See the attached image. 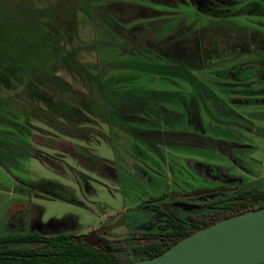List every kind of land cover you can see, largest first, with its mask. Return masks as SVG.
<instances>
[{"label":"trees","instance_id":"16d2710c","mask_svg":"<svg viewBox=\"0 0 264 264\" xmlns=\"http://www.w3.org/2000/svg\"><path fill=\"white\" fill-rule=\"evenodd\" d=\"M73 1L77 8L83 9L100 35V38L94 36L92 43L82 42L78 30L49 31L34 16V22L29 20L33 23L31 31L0 32V165L13 174L24 160L35 158L73 179L78 190L89 193L93 181L90 174L97 173L101 165L107 170L112 163L94 152L107 135L102 126H106L111 136L114 129L123 131L159 154L158 146L150 141L176 140L174 134L159 127L177 124L183 117L162 103H181L192 124L199 127L201 121L195 101L203 99L201 93L212 91L203 82L196 81L191 72L196 68L185 54L192 50L191 53H197L195 57L201 52L200 57L204 56L207 51L202 38H197L195 44L190 30L177 28L162 39H150V45L141 43L146 40L142 23L150 25L168 19L170 22L175 13L138 2ZM148 1L175 7L180 0ZM115 5L126 9L130 16L124 18ZM24 16L29 18L27 13ZM180 36H183L181 40L173 43ZM190 45L193 49L187 48ZM109 47L116 53L115 58L103 61L100 51ZM87 52L95 54V63L84 62L82 54ZM231 71L236 74L232 75ZM141 72L163 79L183 78L192 83V93L197 97L183 98L179 92L145 88L138 83ZM217 75L223 81L222 92L240 94L230 98L231 104L264 105V79L250 81L254 74L240 68H226ZM255 85L262 87L261 91L252 90ZM209 99L218 106L219 100ZM68 156L76 161L77 167L66 161ZM22 184L20 192L29 197L81 204L72 187L56 180L39 178ZM255 197L249 203L241 201L238 206H224L223 216L217 220L264 206V194ZM190 221L188 227L177 223L169 228L173 233L171 242L161 243L148 237L143 245L133 246L131 257L126 258L85 245L66 226L47 233L19 228L20 232L0 236V245L4 247L0 248V264H125L153 257L183 236L211 224L201 222V226L198 221ZM35 243L36 246L30 245Z\"/></svg>","mask_w":264,"mask_h":264},{"label":"rangeland","instance_id":"374dc122","mask_svg":"<svg viewBox=\"0 0 264 264\" xmlns=\"http://www.w3.org/2000/svg\"><path fill=\"white\" fill-rule=\"evenodd\" d=\"M75 1L80 2V0ZM107 1L93 0L98 4ZM120 1L138 2L154 9L175 13L171 15L174 20L170 22L168 19L160 23L152 22L153 24L150 25L142 23V32L146 38L145 41H141L142 44L150 45V39L151 41L162 39L171 32H175L177 28L190 30L195 44L197 38L198 40L202 38L207 51L204 56L200 57V53L195 57L197 53H191L192 50L185 53L191 59V65L196 68L191 72L196 77V81L205 82L212 93L225 102V108L231 111L223 113L220 107L217 110L212 101L206 98L197 99L195 107L202 124V133L212 138L213 144L206 145L199 140L192 144L188 143L187 147L182 146L183 144L170 145L173 148L158 144L159 154L148 150L147 146L123 131L114 129V135L111 136L106 126H102V131L107 135L96 146L94 152L112 163H109V169L106 170L101 165L100 169L97 167V173L90 174L93 181H91L92 191L89 193L78 190L73 179L44 166L35 158L24 160L22 166L13 171V174L0 165V236L20 232L19 228L47 233L66 226L73 234L78 235L76 237L81 242L83 235L95 232L97 243L96 230L102 227L106 229L102 236L107 239V248L114 249L115 254L126 258L131 257L129 253L133 246L143 245L148 239L141 235L136 223L141 221L140 206L146 200L164 192L162 183H165L166 188L185 190L204 185L206 181L209 182L207 176L199 172V163L206 164L209 168L219 167L221 168L218 170L219 173L234 177L254 192L264 193V105L235 106L230 103L232 95L223 93L220 85L216 83L220 81L217 75L219 71L230 67L232 63L248 58L238 59L235 53H224L226 51L224 46L229 47L226 42L227 37L228 39L234 37L245 39L250 29L252 33H255L257 40H260L259 34L264 33V15H260L264 13V0H258L259 4L256 5L242 6L244 12H248L245 16H237L225 21L210 19L199 14L188 2L171 8L151 4L148 0ZM74 6L76 7V3L73 0H0V32L12 34L31 31L33 23L29 20L33 21L35 17L49 31L73 33L78 30L85 44L92 43L94 36L100 38L90 18L82 12L83 9ZM115 8L122 12L124 18L130 16L121 6L115 5ZM25 13L29 18L24 16ZM187 32L189 31L185 33ZM183 36L176 38L173 43L177 44ZM254 43H256L254 45L256 49L264 48L261 46L264 41ZM187 48L193 49L192 45ZM111 49L112 47H109L100 51L103 61H111L115 58L116 53ZM82 58L84 62L97 61L92 52L83 53ZM138 76V83L145 88L179 92L183 95L193 91L192 83L180 77L163 79L144 72L139 73ZM239 78L242 77L239 76ZM254 88L252 90L261 91L262 87L255 85ZM162 106L177 113L182 112L183 117L177 124L168 126L161 124L159 127L161 130L190 131V127L186 126L185 110L181 103L166 102L162 103ZM227 141L236 145L233 151L242 160V166L247 170L232 164L229 159L231 152L224 147V144H221ZM47 151L55 154L52 150ZM66 161L77 167L76 161L70 156L66 158ZM143 169L148 173L151 182L147 180ZM39 178L56 180L72 187L77 200L82 205L59 199L29 197L20 192L19 189L23 187L22 181ZM30 245L36 246L37 243ZM2 246L0 245V248H4Z\"/></svg>","mask_w":264,"mask_h":264},{"label":"flooded vegetation","instance_id":"af4514ba","mask_svg":"<svg viewBox=\"0 0 264 264\" xmlns=\"http://www.w3.org/2000/svg\"><path fill=\"white\" fill-rule=\"evenodd\" d=\"M182 2L192 4L196 10L200 12V14L207 16L210 19H232L237 16H243L248 12H244L245 10L242 6L246 4L256 5L258 0L247 1L246 3L242 0H181ZM172 8V7H171ZM247 11V10H246ZM260 13L261 9H260ZM251 13H249L250 15ZM258 14V13H257ZM264 15V13L260 14ZM258 35V34H257ZM257 40L255 33H252L249 29V33L246 35L245 39H241L240 37H234L228 39L226 38V42H228L229 47H225L226 51L224 53L232 54L235 53V57H239L238 59H242L243 57H248L243 61H239L238 63H232L228 68L235 69H245V71H249L252 75L253 79L250 81H257L264 79V75L259 74L260 72H264V48L256 49L254 45L255 41L263 42L264 41V33L259 34ZM199 37H201L199 35ZM256 38V39H255ZM255 39V40H254ZM257 46V45H256ZM261 46H264L262 44ZM228 50V51H227ZM215 51V50H214ZM213 51V52H214ZM201 52V51H200ZM203 53V52H201ZM235 58V59H236ZM231 59V58H230ZM234 59V58H233ZM229 60V59H228ZM226 61V60H224ZM259 65V66H258ZM226 69V68H223ZM232 75H233V71ZM243 78V77H242ZM223 81L220 80L216 82L221 85ZM207 87L208 85L203 82ZM238 83H240L238 81ZM209 88V87H208ZM225 93V92H223ZM232 97L239 96L237 94H231ZM197 97L196 94L192 93V91L188 95H183L181 97L189 98ZM202 98H206L208 100L209 97L214 100H219V104L217 106V110L219 107L221 112H230L231 110L225 108V102L219 98L218 96L210 93L207 90L204 93H201ZM222 102V103H221ZM183 110L184 107H183ZM186 126L190 127V131H173L169 130L168 132L174 134V138L176 140H163V141H150L152 145H158L163 143V146L169 145H181L187 147V144H192L194 141L199 140V142H203L204 144L212 143L209 136H205L202 133L201 126H194L191 120L188 118V114H186ZM182 114V112H179ZM202 125V124H201ZM159 130H161L159 128ZM199 138V139H197ZM224 147L229 149L230 153V161L232 164L238 168H244L242 160L235 154L233 148L235 149L236 145H233L231 141H227L224 143ZM172 147V146H171ZM199 172L203 176H207L209 182H205L203 185H197L191 189H183L176 190L171 187L166 188L165 183H162L161 186L164 188V192L159 196H155L154 198H150L146 200L141 206L140 211L142 212L141 218L137 223V226L140 228L139 232L143 237H153L159 239L161 243H169L172 241V234L169 228L176 226V224H180L182 226H189V223L192 221H198L199 225L202 226L203 222H215L218 218L223 216L224 206H234L240 205L242 202H251L255 196L259 194L263 195L264 193H258L251 190V188L247 186H243L242 182L237 181L234 177L226 176L219 173L218 170L221 168L214 167L209 168L206 164L199 163ZM211 169V170H210ZM210 170V171H209ZM217 170V171H216ZM146 174V178L149 182H151V178L148 176V173L143 169L142 170ZM215 172V173H214ZM211 180V181H210ZM211 182V183H210ZM212 190L210 192L204 193H194L200 190ZM142 207V208H141ZM139 209V208H138ZM194 214V215H193ZM197 214V215H196ZM193 215V216H192ZM202 222V223H201ZM106 229L99 228L96 230V239L98 245L95 248L106 249L108 245L106 242V237L102 236L105 234ZM151 234V235H150ZM114 249L107 248V252H113ZM114 253V252H113Z\"/></svg>","mask_w":264,"mask_h":264},{"label":"water","instance_id":"95a60500","mask_svg":"<svg viewBox=\"0 0 264 264\" xmlns=\"http://www.w3.org/2000/svg\"><path fill=\"white\" fill-rule=\"evenodd\" d=\"M200 190L196 193L210 192ZM82 242L97 246L95 232ZM264 262V206L221 218L183 236L163 252L125 264H259ZM91 264V263H76Z\"/></svg>","mask_w":264,"mask_h":264},{"label":"crops","instance_id":"0c3cea01","mask_svg":"<svg viewBox=\"0 0 264 264\" xmlns=\"http://www.w3.org/2000/svg\"><path fill=\"white\" fill-rule=\"evenodd\" d=\"M186 1V0H185ZM249 1H251V0H249ZM180 3H184V2H182L181 0L180 1H178V2H176L175 3V5H177V4H180ZM246 3V2H245ZM264 4V3H263ZM199 14H200V12L198 11V10H196ZM202 15V14H201ZM204 16V15H203ZM243 16H245V15H243ZM214 20H218V19H214ZM210 21V20H209ZM213 21V20H212ZM219 21H225V20H219Z\"/></svg>","mask_w":264,"mask_h":264}]
</instances>
